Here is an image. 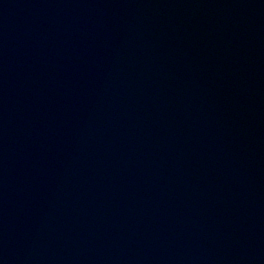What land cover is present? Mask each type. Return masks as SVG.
<instances>
[{
	"label": "water",
	"instance_id": "95a60500",
	"mask_svg": "<svg viewBox=\"0 0 264 264\" xmlns=\"http://www.w3.org/2000/svg\"><path fill=\"white\" fill-rule=\"evenodd\" d=\"M0 264H264V0H0Z\"/></svg>",
	"mask_w": 264,
	"mask_h": 264
}]
</instances>
